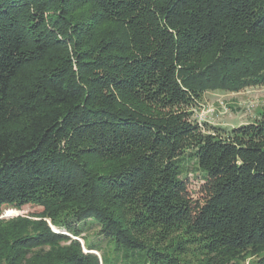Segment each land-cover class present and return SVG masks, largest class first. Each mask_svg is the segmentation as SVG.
Listing matches in <instances>:
<instances>
[{
	"label": "trees",
	"instance_id": "obj_1",
	"mask_svg": "<svg viewBox=\"0 0 264 264\" xmlns=\"http://www.w3.org/2000/svg\"><path fill=\"white\" fill-rule=\"evenodd\" d=\"M262 85L264 0H0V264H264V106L191 119Z\"/></svg>",
	"mask_w": 264,
	"mask_h": 264
},
{
	"label": "rangeland",
	"instance_id": "obj_2",
	"mask_svg": "<svg viewBox=\"0 0 264 264\" xmlns=\"http://www.w3.org/2000/svg\"><path fill=\"white\" fill-rule=\"evenodd\" d=\"M263 106L264 85L247 87L238 92L206 91L202 94L199 102L192 107L191 119L197 122L202 131L215 132L217 135L226 137L234 127L259 119ZM190 153L192 151L189 150L182 156L185 169L181 177L186 179L190 198L193 201L203 202V173L198 169L196 159L189 156ZM25 213L26 211H21L17 215H25ZM5 215L6 213H4ZM77 226L82 231L81 236H84L88 243H99L101 250L107 252L109 259L114 257V245L112 243L108 245L105 239L97 234L99 228L97 222L89 219L78 223ZM62 232L70 235L65 231ZM75 239L83 244L82 239Z\"/></svg>",
	"mask_w": 264,
	"mask_h": 264
}]
</instances>
